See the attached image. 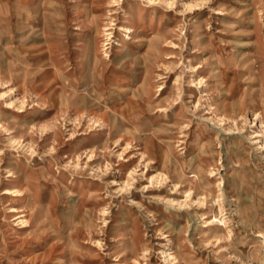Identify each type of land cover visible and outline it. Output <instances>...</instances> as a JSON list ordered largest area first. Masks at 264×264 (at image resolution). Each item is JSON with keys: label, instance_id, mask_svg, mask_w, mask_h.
<instances>
[{"label": "rangeland", "instance_id": "rangeland-1", "mask_svg": "<svg viewBox=\"0 0 264 264\" xmlns=\"http://www.w3.org/2000/svg\"><path fill=\"white\" fill-rule=\"evenodd\" d=\"M116 3L0 0V264H264V0Z\"/></svg>", "mask_w": 264, "mask_h": 264}, {"label": "bare ground", "instance_id": "bare-ground-1", "mask_svg": "<svg viewBox=\"0 0 264 264\" xmlns=\"http://www.w3.org/2000/svg\"><path fill=\"white\" fill-rule=\"evenodd\" d=\"M149 1V3L150 4H152V5H155V2H157L158 0H148ZM165 1V0H164ZM117 0H112V3H113V6H116L117 5ZM113 6H111V7H113ZM119 19V18H118ZM145 22V21H144ZM113 23V22H112ZM115 23V22H114ZM119 23V22H118ZM132 24V23H131ZM147 24V23H146ZM112 25H116V24H112ZM140 27V26H139ZM110 29H112V28H108L107 30H110ZM120 29H122L123 31H125L126 33H128V34H130V33H133V32H135V29H133L132 27H122V26H120ZM151 29V28H150ZM145 32V31H144ZM111 34H112V32L111 33H108L107 35H110L111 36ZM109 37V36H108ZM131 37V36H130ZM108 39H111V37H109ZM156 40H158V39H156ZM120 41V40H119ZM174 44V43H173ZM126 45V44H125ZM124 46V45H123ZM135 47V46H134ZM149 50H151V48L149 47ZM134 55V54H133ZM136 65V64H135ZM91 69L93 70V71H95V69H96V64H94V62L91 64ZM191 69H192V72H196V73H199V72H201V66L199 65V66H192L191 67ZM200 77V76H199ZM92 78H94V76L92 77ZM125 80V79H124ZM119 85L121 84V82H117ZM116 83V84H117ZM125 83H127V82H124V85H125ZM128 85V84H127ZM131 86V85H130ZM84 87H85V89H86V87H88L87 86V84H84ZM90 87V86H89ZM132 87V86H131ZM130 87V92H128V93H126V92H123L124 94H125V103H121V104H119V105H117V104H115L114 106H113V108L111 109V111H112V113L114 114V117H115V115L117 114V115H119V116H121V117H123V119H125V114L128 112L129 113V111H130V105H132V104H134V103H136V102H138V100H140L141 98H140V94H143L144 93V90H143V88L142 87H140V89L138 88H134V89H132ZM79 86L78 87H75L73 90H72V97L73 96H75L76 95V92L79 90ZM164 90V88H163V86L162 85H159V90L158 91H163ZM128 95V96H127ZM76 99L74 98V99H72V100H70L69 98H66V106H68V107H71V106H73V105H75V104H77V102L75 101ZM120 103V102H119ZM9 104V103H8ZM22 105H23V102L21 103ZM9 108V107H8ZM255 114H256V116L257 117H261L262 119H263V115H261L259 112H255ZM216 115V114H215ZM218 121H220V120H218ZM115 122H117V118L115 117L114 118V123ZM262 124H263V126L262 127H264V120H262ZM260 134H258V136H259ZM199 139V138H198ZM201 139V138H200ZM197 144V143H196ZM164 157H166L165 155H164ZM211 170L213 171V172H215V168H211ZM10 176H12V175H9V177ZM188 179V178H187ZM152 180H153V178H151V182H152ZM188 182V181H187ZM208 184H209V179L206 177V178H204L203 176H200L199 177V179H198V186H197V188L198 189H207V186H208ZM174 185H178V184H174ZM190 191H191V189L190 190H185L184 191V193H186V198H191V193H190ZM25 194H26V191H25V189H18V188H12V189H5L4 190V192H3V195H6V196H8V197H6L8 200H12V201H23V198H24V196H25ZM10 196V197H9ZM14 198H17V199H14ZM194 199H191V201H193ZM203 200V198H200V197H198V201L200 202V203H204V202H201ZM237 202V201H236ZM232 203V202H231ZM233 204V203H232ZM181 208H183V207H186L187 206V203L186 202H182L180 205H179ZM210 207H212V206H210ZM9 209H10V211H9V213H17V218H23V217H25V215H24V207H21V208H16V207H14V206H10L9 207ZM199 217H200V219H206L205 220V222L204 223H206L205 224V226L204 227H206V228H208L207 230H208V232H207V234L208 235H210L209 237H212V238H215L216 240H219V239H221L222 237H224V234H223V229L221 228V226H222V224H224V225H226V221L224 220V219H221V217L220 216H218V215H216V214H214V216H213V219L212 220H210V219H207L206 217H205V214H200L199 215ZM22 223H24V221L22 222ZM217 223H220V224H217ZM231 230V229H230ZM229 233V232H228ZM256 237H260V238H263L264 239V233H261V232H259L257 235H256ZM225 238V237H224ZM163 254V257H165V260L166 261H169V260H171V259H176L175 257H173V254H172V252H169V253H167V252H162ZM180 264V263H179Z\"/></svg>", "mask_w": 264, "mask_h": 264}]
</instances>
